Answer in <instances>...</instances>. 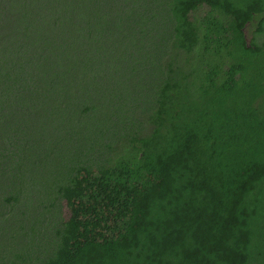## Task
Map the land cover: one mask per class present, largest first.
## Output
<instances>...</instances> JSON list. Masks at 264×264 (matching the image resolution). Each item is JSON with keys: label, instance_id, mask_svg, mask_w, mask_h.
I'll use <instances>...</instances> for the list:
<instances>
[{"label": "trees", "instance_id": "obj_1", "mask_svg": "<svg viewBox=\"0 0 264 264\" xmlns=\"http://www.w3.org/2000/svg\"><path fill=\"white\" fill-rule=\"evenodd\" d=\"M92 1L0 0V115L96 110L87 61L64 55L65 33L81 49L67 18L98 13ZM165 1L172 52L146 118L95 140L40 202L52 235L36 264H264V0Z\"/></svg>", "mask_w": 264, "mask_h": 264}, {"label": "rangeland", "instance_id": "obj_2", "mask_svg": "<svg viewBox=\"0 0 264 264\" xmlns=\"http://www.w3.org/2000/svg\"><path fill=\"white\" fill-rule=\"evenodd\" d=\"M98 2V13L67 18L71 25L77 22L71 32L79 36L80 50L75 51L69 34L64 35L66 61L80 66L75 60L84 59V66L91 68L88 78L80 81L81 93L96 104L91 116L70 108L68 100L53 105L42 101V110L31 115L22 110L0 115V264H11L15 253L30 258L20 264H36L33 259L45 254L52 230L42 220L40 202L70 175V166L95 140L146 118L158 69L172 52L165 0ZM245 30L250 43L255 29ZM98 172V167L81 169L75 180L79 185ZM7 189L20 196L11 206L1 200ZM61 210L68 219L66 197Z\"/></svg>", "mask_w": 264, "mask_h": 264}]
</instances>
